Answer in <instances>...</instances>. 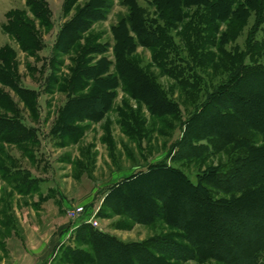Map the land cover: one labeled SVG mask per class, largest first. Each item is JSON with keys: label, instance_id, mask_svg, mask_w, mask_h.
I'll list each match as a JSON object with an SVG mask.
<instances>
[{"label": "trees", "instance_id": "trees-1", "mask_svg": "<svg viewBox=\"0 0 264 264\" xmlns=\"http://www.w3.org/2000/svg\"><path fill=\"white\" fill-rule=\"evenodd\" d=\"M73 2L76 0H67L65 7L69 10ZM108 4V0H87L75 8L58 32L55 48L62 52L74 49V54L70 57L69 76L54 78L60 91L69 96L54 132L66 137L77 132L74 121L100 120L111 109L123 78L128 80L130 94L152 114H177V105L162 94L131 55L138 45L159 48L160 52H177L164 27L173 28L182 23L185 10L195 8L198 16L195 30L189 29L191 41L187 47L197 49L194 58L198 62L207 55L205 44L215 45V42L207 43L214 41L208 33L215 34L222 23L230 20L246 24L248 19H254L243 53H226L235 64L227 82L208 94L202 106L222 105L226 109L205 116L196 126L198 134L215 138L223 146L232 145L233 149L243 151V155L235 161L239 164L238 170L231 175L220 172L217 167H208L196 173L193 180L179 169L159 163L124 178L109 189L105 206L115 208L118 215L134 223L151 225L161 219L177 231L143 242H123L88 223L79 224L74 232V247L63 251V264H174L173 260H185L186 254L201 262L255 264L264 253V66L244 62L246 59L256 62L258 55H262L258 48H264V0H150L158 19L165 22L164 27L156 19L143 16L138 0H122L126 14L110 27L113 61L103 56L108 51L106 45H96V36L90 31L91 24L103 18ZM34 14L39 18V13ZM10 15L6 25L9 34L23 49L33 52L38 47L31 23L17 13ZM257 33L262 34L261 42L255 40ZM82 39L86 44L79 45L76 51ZM227 42L222 33L221 45ZM4 52H0V61L7 62L5 66H8L12 63L7 56L12 58L13 51L5 48ZM3 67L0 73L8 75L9 68ZM49 83L52 85L51 80ZM8 86L17 89L13 83ZM17 112L0 92V143L29 144L31 129L14 116ZM249 130L261 135L260 145L244 137ZM0 157V175L12 184L16 193L26 196L37 191V181L27 179L24 170L3 165L4 160L6 164L13 163L9 154L2 153ZM22 174L25 177L21 179ZM141 187L146 190L143 200L136 198ZM219 192L227 196L215 197ZM136 200L144 204L136 205Z\"/></svg>", "mask_w": 264, "mask_h": 264}, {"label": "rangeland", "instance_id": "rangeland-1", "mask_svg": "<svg viewBox=\"0 0 264 264\" xmlns=\"http://www.w3.org/2000/svg\"><path fill=\"white\" fill-rule=\"evenodd\" d=\"M66 1L0 0V52L6 53L5 48L13 51L12 58L7 56L12 64L5 66L7 62L0 61L1 68L3 65V68H9V76L0 73L4 75L0 92L18 111L14 116L31 129L28 145L0 143V156L9 154L14 160L12 166L5 160L3 165L24 170L27 179L37 181L36 192L21 196L0 175V245L5 241L15 252L20 241L26 249L37 251L28 252V258L39 257V260H44L43 264L64 263L61 258L63 251L75 245L74 233L68 235L67 232L82 225L83 220L95 221L96 225L89 223V226L123 242H143L177 231L161 219L151 225L134 223L128 217L118 215L115 208L105 206L104 199L109 189L124 178L159 163L177 168L193 180L196 173L208 167H217L220 172L231 175L238 170L239 164L235 161L243 155V151L233 149L232 145L223 146L215 138L198 134L196 126L205 116L226 109L222 105L202 106L208 94L227 82L235 64L226 53H243L253 17L246 24L230 20L222 23L215 34L208 33L214 41L207 43L215 42V45L205 44L207 55L198 62L194 58L197 49L187 47L191 41L189 29L195 30L198 10H185L186 18L182 23L166 28L165 22L158 19L155 8L149 4L150 0H138L143 16L156 19L158 25L164 27L177 52H160L159 48L138 45L131 59L151 76L162 94L177 105L179 112L155 116L143 102L130 94L128 80L123 78L111 109L98 121H74L77 132L65 137L54 132V128L69 96L60 91L54 78L59 80L69 76L74 49L58 51L55 43L60 28L71 18L75 8L87 0H76L69 10L65 7ZM108 2L103 18L93 22L90 31L96 36V45H106L108 51L103 56L113 61L110 27L126 14V7L122 0ZM15 13L31 23L38 47L33 52L23 49L8 32L9 15ZM34 13H39V18ZM222 33L228 39L224 46L221 45ZM83 39L75 47L76 51L86 42ZM261 39L262 34L257 33L255 40L261 42ZM258 50L262 55H258L256 62L246 59L244 63L264 66V48ZM172 73L178 74L174 76ZM11 83L17 89H11L8 86ZM18 89L29 93H19ZM244 137L254 145L261 144V135L254 131H247ZM24 177L22 174L21 179ZM139 189L141 193H137L136 198L142 197L143 200L146 190ZM38 195L43 201L41 205L34 203ZM221 196L227 195L215 193V197ZM137 203L141 204L136 200ZM77 207H83V212L79 217H69L67 211ZM66 236L71 238H67L57 251L54 249L55 254H50L52 245ZM3 251L0 247V264H4ZM14 255L4 257L5 264L13 262ZM189 256L186 254L185 260L173 262L217 264L190 259ZM262 262L264 253L255 264ZM35 263L29 259L28 264Z\"/></svg>", "mask_w": 264, "mask_h": 264}, {"label": "crops", "instance_id": "crops-1", "mask_svg": "<svg viewBox=\"0 0 264 264\" xmlns=\"http://www.w3.org/2000/svg\"><path fill=\"white\" fill-rule=\"evenodd\" d=\"M18 194V193H17ZM20 195V194H19ZM41 202L43 203V201H42V199H40V197H39V195H38V197H37V200L34 202L35 203V205L36 204H39V205H41ZM78 227V226H77ZM77 227H73V228H71V229H69L68 230V235L70 234V233H74V231L76 230V228ZM16 233H13V235H15ZM63 234H61V236H62ZM16 236V235H15ZM43 238V237H42ZM67 238H69V236H66L63 240H61L60 239V241H57V242H55L53 245H52V249H51V252H50V254H55V252H54V249H55V251H57L58 249H59V246H61L65 241H66V239ZM35 243H37V242H35ZM39 243H41V242H39ZM9 243H5V241H4V244L1 246L0 245V247H1V249H3L4 251H3V256L4 257H7L8 255L10 256V255H14L13 256V259H14V263L13 262H10V263H13V264H28V262H29V259H30V261L31 262H33L34 260H35V264H43V262H44V260L42 261V260H39V257L37 258V257H31V258H28L29 257V255H28V252H35V253H37V251L36 250H34V249H26V247H23V244L22 243H20V241H19V249H18V247H17V249L18 250H16L15 252H12V249H11V247L8 245ZM22 245V246H21ZM40 245V244H39ZM64 245V244H63ZM3 257V263L5 264V262H6V258H4ZM9 263V264H10Z\"/></svg>", "mask_w": 264, "mask_h": 264}, {"label": "built area", "instance_id": "built-area-1", "mask_svg": "<svg viewBox=\"0 0 264 264\" xmlns=\"http://www.w3.org/2000/svg\"><path fill=\"white\" fill-rule=\"evenodd\" d=\"M82 212H83V207H77V208H75V209H69V210L67 211V214H68L69 217L76 218V217H79V215H80ZM84 222L92 223V225H96V222H95V221H92V222H91V220H87V221L83 220L82 223H84Z\"/></svg>", "mask_w": 264, "mask_h": 264}]
</instances>
